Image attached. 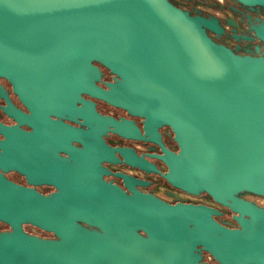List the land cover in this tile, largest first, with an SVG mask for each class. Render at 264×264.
I'll list each match as a JSON object with an SVG mask.
<instances>
[{"label":"water","instance_id":"obj_1","mask_svg":"<svg viewBox=\"0 0 264 264\" xmlns=\"http://www.w3.org/2000/svg\"><path fill=\"white\" fill-rule=\"evenodd\" d=\"M207 28L216 21L170 0H0V79L31 112L4 109L34 128L0 123V145L57 142L49 129L84 144L72 149L76 164H62L61 175L47 179L60 188L53 195L0 174V221L11 228L0 231V264H209L205 253L219 264H264V207L244 198L264 196V56L238 54ZM96 63L116 76L108 89L97 84ZM83 94L144 118L145 135L127 120L94 113ZM64 114L156 143L159 128L170 127L180 151L164 148L159 156L169 167L164 177L229 207L237 226L217 220L216 208L128 194L103 181L92 156L98 135L52 119ZM25 224L56 238L29 234Z\"/></svg>","mask_w":264,"mask_h":264},{"label":"flooded vegetation","instance_id":"obj_2","mask_svg":"<svg viewBox=\"0 0 264 264\" xmlns=\"http://www.w3.org/2000/svg\"><path fill=\"white\" fill-rule=\"evenodd\" d=\"M170 1L193 16H202L216 21L217 28H207V32L217 43L223 44L241 55L264 56V42L260 37L264 33V3H245L242 0ZM96 64L101 69V78L97 84L108 89L109 83L116 82V76L104 66ZM83 98L90 103L93 112L99 116L118 122L127 120L145 135L144 118L133 116L127 110L91 95L83 94ZM8 105L25 114L31 112L15 94L12 85L2 78L0 79V123L8 127H17L27 133L33 132L34 128L28 122L20 121L5 111L4 108ZM78 106H82V102H79ZM52 119L82 130H94L99 137V143L94 147L92 156L102 170L97 174L103 181L128 194L142 192L152 194L171 204L183 202L216 208L222 213L215 216L217 220L230 221L234 224L232 226H237V222L234 220L235 214L229 207L216 202L206 192L191 194L182 191L172 186L164 177L163 174L168 172L169 167L159 156L164 155V148L175 153L180 151L170 127L159 128L161 142L156 143L125 137L112 126L94 120H85L77 114L52 115ZM49 135L57 142L25 138L23 145H12L7 148L0 145V174L18 185L34 189L46 196L59 192L60 188L47 179L58 178L62 173V164H76V154L72 149H83L84 144L74 136L58 130L49 129ZM5 138V134L0 131V142ZM103 149L112 151V160L104 158ZM122 151L144 160L151 168L146 169L126 162ZM11 160L22 163L29 168V171L26 173L14 168L9 163ZM244 198L250 200L245 196ZM0 224L3 225L0 227V231L11 230L9 225L1 221ZM32 227L39 232H34ZM24 229L29 234L43 238H56L53 233L32 224H25ZM204 255L207 261L209 254L205 253Z\"/></svg>","mask_w":264,"mask_h":264},{"label":"rangeland","instance_id":"obj_3","mask_svg":"<svg viewBox=\"0 0 264 264\" xmlns=\"http://www.w3.org/2000/svg\"><path fill=\"white\" fill-rule=\"evenodd\" d=\"M245 197H247L248 199L256 202L257 204L261 205L264 207V196H257V195H253V194H245ZM229 222L231 225H234L232 222L230 221H226ZM0 227H3L2 224H0ZM34 232H39V230H37L36 228H31ZM207 261L210 262V264H219L217 261H215L211 256L207 257Z\"/></svg>","mask_w":264,"mask_h":264},{"label":"bare ground","instance_id":"obj_4","mask_svg":"<svg viewBox=\"0 0 264 264\" xmlns=\"http://www.w3.org/2000/svg\"><path fill=\"white\" fill-rule=\"evenodd\" d=\"M99 123H100V122H99ZM113 128H114V127H113ZM66 139H67V138H66ZM66 139H65V140H66ZM17 147H18V146H17ZM48 149H50V148H48ZM53 149H54V148H53ZM44 150H45V149H44ZM16 151H17V150H16ZM57 151H58V150H57ZM18 154H19V153H18ZM18 154H17V155H18ZM20 156H21V155H20ZM52 156H53V155H52ZM35 160H36V159H35ZM8 169H9V168H8ZM41 181H42V180H41Z\"/></svg>","mask_w":264,"mask_h":264}]
</instances>
